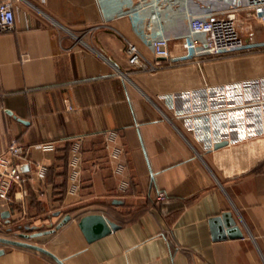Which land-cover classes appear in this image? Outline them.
<instances>
[{"label": "crops", "instance_id": "obj_1", "mask_svg": "<svg viewBox=\"0 0 264 264\" xmlns=\"http://www.w3.org/2000/svg\"><path fill=\"white\" fill-rule=\"evenodd\" d=\"M245 1L13 0L15 29L0 32V153L17 140L49 170L30 176L23 205L0 199V223L50 256L0 243V264H264V134L254 104L239 101L251 93L242 83L264 82V49L209 57L184 47L194 15ZM129 43L154 70L130 64ZM76 140L81 183L70 193ZM225 212L241 237H214L211 220ZM89 214L120 227L89 242L79 225Z\"/></svg>", "mask_w": 264, "mask_h": 264}, {"label": "built area", "instance_id": "obj_2", "mask_svg": "<svg viewBox=\"0 0 264 264\" xmlns=\"http://www.w3.org/2000/svg\"><path fill=\"white\" fill-rule=\"evenodd\" d=\"M15 7L13 0L0 1V32H10L15 29ZM191 36L184 47L193 54H204L209 57H218L224 54L243 53L264 49V39H253L247 35V29L255 31L264 30V0H246L244 5L227 10L208 14L194 15L191 19ZM202 36V42L197 38ZM129 62L133 66L154 70V65L142 62V55L137 47L128 45ZM243 87L250 86L251 93L239 100L245 104L250 101L254 104L255 119L260 128L259 133L264 134V82H247ZM116 131H110L106 136L107 148L112 147L109 157L114 172L124 175L125 165L121 161V149L115 145ZM113 143V146L111 145ZM111 145V146H110ZM43 151L54 148L52 143H41L36 146ZM30 147L17 140L11 141L7 148L0 153V199L9 204L23 205L28 196V183L30 176L45 180L49 165L42 161H31L28 158ZM81 142L72 143L68 161V191L75 193L80 188L82 157ZM33 165V170H25L24 165ZM128 182L121 181L120 189L125 190ZM44 196L43 191L38 192ZM158 200L166 202L168 195L158 190ZM5 229L0 223V235Z\"/></svg>", "mask_w": 264, "mask_h": 264}, {"label": "water", "instance_id": "obj_3", "mask_svg": "<svg viewBox=\"0 0 264 264\" xmlns=\"http://www.w3.org/2000/svg\"><path fill=\"white\" fill-rule=\"evenodd\" d=\"M227 145V142H222L217 145H215V149H218L220 147H223ZM71 219L70 215H67L57 226V229L63 226L65 223L69 222ZM213 225L218 229L214 231V237L217 239H225L227 237H241L242 233L239 230V228L236 226L235 221L231 217L230 212H225L221 215V217H215L211 220ZM225 223L224 230L222 223ZM79 225L87 237L89 242H93L95 240H98L100 238H103L107 236L108 234L112 233L113 231H116L119 229V225L115 223L114 221L109 220L106 218L103 214H89L81 218ZM42 233H36L32 235L22 234L21 238L29 239L32 237L40 236ZM0 243L6 244V245H12V246H19V247H26L38 250L43 253H47V250L44 249L42 246H39L34 243H30L25 240H17V239H10L5 237H0ZM4 250H0V254L3 253ZM61 263V262H60ZM62 264V263H61Z\"/></svg>", "mask_w": 264, "mask_h": 264}, {"label": "rangeland", "instance_id": "obj_4", "mask_svg": "<svg viewBox=\"0 0 264 264\" xmlns=\"http://www.w3.org/2000/svg\"><path fill=\"white\" fill-rule=\"evenodd\" d=\"M1 234H2L1 236L5 237V238L18 239L17 237H15V235H9L6 232L1 233Z\"/></svg>", "mask_w": 264, "mask_h": 264}, {"label": "trees", "instance_id": "obj_5", "mask_svg": "<svg viewBox=\"0 0 264 264\" xmlns=\"http://www.w3.org/2000/svg\"><path fill=\"white\" fill-rule=\"evenodd\" d=\"M255 51H258V50H255ZM251 52H254V51H251ZM244 53V52H243ZM46 255H49V254H47V253H45ZM50 256V255H49Z\"/></svg>", "mask_w": 264, "mask_h": 264}]
</instances>
